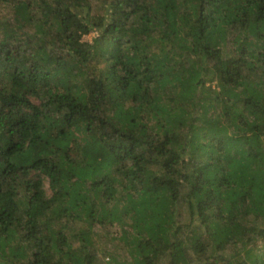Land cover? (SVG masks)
Masks as SVG:
<instances>
[{
	"label": "trees",
	"instance_id": "obj_1",
	"mask_svg": "<svg viewBox=\"0 0 264 264\" xmlns=\"http://www.w3.org/2000/svg\"><path fill=\"white\" fill-rule=\"evenodd\" d=\"M0 264H264V0H0Z\"/></svg>",
	"mask_w": 264,
	"mask_h": 264
},
{
	"label": "rangeland",
	"instance_id": "obj_2",
	"mask_svg": "<svg viewBox=\"0 0 264 264\" xmlns=\"http://www.w3.org/2000/svg\"><path fill=\"white\" fill-rule=\"evenodd\" d=\"M92 37H93V35H90V36L85 37L84 39L87 41H90L92 39ZM46 188L49 189L47 182H46ZM48 193H49V191H48ZM106 231H109L112 234H115L116 232H118L120 234V229L117 226H115L114 228H111L110 230H106ZM104 235H105V233L103 232V236ZM105 238H106V235L103 237V240H105Z\"/></svg>",
	"mask_w": 264,
	"mask_h": 264
}]
</instances>
